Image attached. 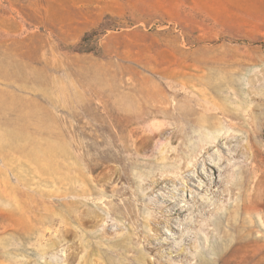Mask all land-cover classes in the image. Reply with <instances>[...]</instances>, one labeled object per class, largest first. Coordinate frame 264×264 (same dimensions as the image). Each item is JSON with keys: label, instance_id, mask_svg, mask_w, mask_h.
<instances>
[{"label": "rangeland", "instance_id": "1", "mask_svg": "<svg viewBox=\"0 0 264 264\" xmlns=\"http://www.w3.org/2000/svg\"><path fill=\"white\" fill-rule=\"evenodd\" d=\"M257 4L0 0L58 118L0 129V264H264Z\"/></svg>", "mask_w": 264, "mask_h": 264}, {"label": "crops", "instance_id": "2", "mask_svg": "<svg viewBox=\"0 0 264 264\" xmlns=\"http://www.w3.org/2000/svg\"><path fill=\"white\" fill-rule=\"evenodd\" d=\"M257 1L263 2L264 0ZM256 7L261 9L264 5L257 4ZM18 42L22 41H17V38L3 40L0 38V81L10 83L8 86L0 82V129L38 130L43 134L44 130L54 128L57 123L56 110L43 97L19 91L17 83L21 82L20 77L16 76L14 67L11 68V65L7 66L5 63L6 58L11 59L8 54L10 52H4L2 57V47L10 49ZM9 64H11L10 61Z\"/></svg>", "mask_w": 264, "mask_h": 264}]
</instances>
